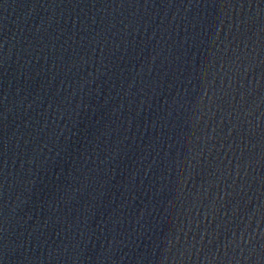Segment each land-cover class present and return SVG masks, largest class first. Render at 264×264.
<instances>
[{
    "label": "water",
    "instance_id": "1",
    "mask_svg": "<svg viewBox=\"0 0 264 264\" xmlns=\"http://www.w3.org/2000/svg\"><path fill=\"white\" fill-rule=\"evenodd\" d=\"M262 154L264 0H0V264H259Z\"/></svg>",
    "mask_w": 264,
    "mask_h": 264
},
{
    "label": "snow or ice",
    "instance_id": "2",
    "mask_svg": "<svg viewBox=\"0 0 264 264\" xmlns=\"http://www.w3.org/2000/svg\"><path fill=\"white\" fill-rule=\"evenodd\" d=\"M181 41H182V36H181ZM262 159H264V154H262ZM231 243H233V244L236 243L235 239H233L231 241ZM248 243L251 245L252 240L249 239ZM258 262H259V264H264V244H262L261 247L259 248Z\"/></svg>",
    "mask_w": 264,
    "mask_h": 264
}]
</instances>
